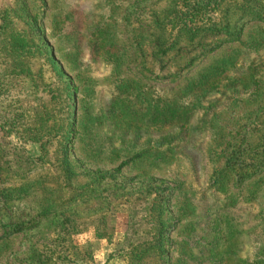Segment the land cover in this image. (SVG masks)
<instances>
[{"label": "rangeland", "instance_id": "rangeland-1", "mask_svg": "<svg viewBox=\"0 0 264 264\" xmlns=\"http://www.w3.org/2000/svg\"><path fill=\"white\" fill-rule=\"evenodd\" d=\"M0 114V264H132L150 191L168 263L264 264V0H0Z\"/></svg>", "mask_w": 264, "mask_h": 264}, {"label": "trees", "instance_id": "trees-1", "mask_svg": "<svg viewBox=\"0 0 264 264\" xmlns=\"http://www.w3.org/2000/svg\"><path fill=\"white\" fill-rule=\"evenodd\" d=\"M181 31H182V28L180 27L179 28V33ZM163 32H164L165 35L166 34H170L171 33V29H170V31H169V29H164ZM163 45L164 44H162L161 46H163ZM3 118H4L3 115L0 114V120H2ZM61 154L62 155H61V159H60V166H61L62 172L68 178H71V177H73L75 175V173H74L73 167H72V165L70 163L68 148L67 147H63ZM132 160H134V158ZM127 164H129V161H124L123 163H121L120 166L117 168V170H115V173L118 174L120 169L122 167L126 166ZM227 164H228V161H227ZM146 194L147 195L148 194H153L154 195L152 197V200L154 201L153 202L154 208L152 209V211L154 212V218H153L152 222H157L158 223L156 225V227L158 228V231L155 234L156 239L154 241H150V242L144 243V247L142 249H139L137 251V254L136 255H132L131 258L133 259V263L136 264L138 262H141L146 257V255L157 251L158 252V256H160L162 258V261H163L162 264H171V263H168L165 260V257H164V254H163V247L165 246V242H166L165 229L170 225L169 222H167L166 220L162 219V215L166 213V209H164L162 206H160V203H162L163 200H164V195L160 191H152V192L150 191V192H147ZM164 202H166V201L164 200ZM95 234H96V238L99 239V240H102V239H107L108 240L109 239V237L107 235H105L103 233V231L102 232L99 231L98 227H95Z\"/></svg>", "mask_w": 264, "mask_h": 264}, {"label": "crops", "instance_id": "crops-1", "mask_svg": "<svg viewBox=\"0 0 264 264\" xmlns=\"http://www.w3.org/2000/svg\"><path fill=\"white\" fill-rule=\"evenodd\" d=\"M100 242H101V240H98V242H96V244H95V247L97 248V250L94 254L95 260H96V257L100 258V254H102V251L99 252V250H98L99 249L98 247L102 246V243H100Z\"/></svg>", "mask_w": 264, "mask_h": 264}]
</instances>
